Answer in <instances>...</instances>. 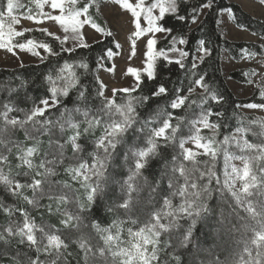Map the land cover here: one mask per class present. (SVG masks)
<instances>
[{
  "label": "snow or ice",
  "instance_id": "snow-or-ice-1",
  "mask_svg": "<svg viewBox=\"0 0 264 264\" xmlns=\"http://www.w3.org/2000/svg\"><path fill=\"white\" fill-rule=\"evenodd\" d=\"M259 2L264 5V0ZM78 3L79 0H29L22 18L41 25L36 31L52 37L58 42V48L44 40H16L33 31L29 28L17 31L14 27L20 22L14 12L24 7L20 0H6L4 10H0V48L13 55H16L14 49H19L37 57L41 64L54 61L58 66L55 75L45 76L48 94L33 101L31 107H20L14 100L0 102V165L8 164V154L15 148L16 159L20 161L15 167L27 169L12 176L11 169L6 173L0 167V186L34 208L43 207L40 200L45 198L56 201L55 211L63 217L62 229L50 232L36 225L26 210L16 209L23 217L22 223L10 220L0 230V242L9 246L15 238L17 244L26 247L28 251L23 258L20 252L14 256L16 264H71L73 244L79 250L77 264L81 260L83 264H264V120L249 122L258 125V131L241 125L223 139H217L225 113L213 105L222 107L224 97L207 82L206 73L197 72V57L186 66L184 61L190 52L177 45H187L188 40L171 36L172 29L165 26L166 14L185 21V15L180 14L185 0H154L147 5L146 0H136V3L115 0L132 17L131 54L136 55V42L141 37L146 39V52L143 73L135 68L127 70L135 78V84L112 89L111 96L106 94L103 82L93 76L86 54L81 55L78 49L90 48L82 31L85 25L104 37L112 33L97 24L89 12L97 0H89L82 7H77ZM213 4L214 0H202L199 8H193L191 22L196 23L202 11L211 10ZM45 7L50 11H45ZM157 9L158 15H155ZM222 11L232 12L231 9ZM142 17L146 27L142 26ZM5 19L8 20L6 30ZM45 21L59 25L63 37L42 26ZM157 33L171 36L168 49L157 50ZM70 38L75 43L65 47ZM119 47L117 44L116 48ZM196 52L199 64L213 54L203 39ZM170 53H176V58ZM65 54L71 62L65 59ZM117 54L111 48L103 50L95 67H104V60H111ZM158 61L166 66L174 63L194 77L188 94H182L183 90L178 88L174 97H169L164 84L147 95L140 94L145 82L142 75L149 82L155 80ZM27 87L28 82L21 81L18 88L8 89L9 95ZM197 89L202 90L199 100L190 99ZM117 92L125 94L119 103ZM73 96L74 99H69ZM260 96L264 99V89L260 90ZM163 99L170 101L166 108L150 112L147 118L141 117L138 108L149 105L150 101L159 104ZM66 100L72 107H68ZM193 106L199 109L198 113L176 115L177 110L187 111ZM237 107L264 109V103ZM13 112L22 115L10 116ZM213 117L216 120H211ZM182 126L187 128V135H179ZM97 128L101 129L100 134L92 139V150L86 152V142L81 143V138L94 134ZM146 129L148 134L143 146L129 144L130 136L135 137ZM202 129L213 130V135H202ZM18 131H23L25 140L32 141V146L25 147L17 141ZM68 132L71 134L65 135ZM249 134L261 142H250L246 138ZM43 136L48 137L47 149L41 153ZM188 144L191 147H186ZM125 146L122 163L127 174L119 176L115 173L119 166L116 162L120 149ZM69 147L71 156L66 155ZM168 147L178 150L171 159H162L158 171L151 172L153 161L162 157ZM37 156L38 163L34 162ZM202 156L207 159H200ZM221 158L222 175L217 172ZM61 169L77 185L75 189L71 183L53 179ZM16 177L26 179L21 182ZM111 185H116L120 194L110 202L109 192L114 193ZM26 189L32 191V198L23 194ZM60 204L73 207L61 211ZM0 208L9 217L13 215V209L2 203ZM48 211L53 212L51 204ZM99 212L113 217L106 227L95 218ZM141 213L145 214L143 220ZM125 224L137 227L125 229ZM204 226L222 240L233 242L227 257L219 254L218 248L201 246L198 230ZM124 231L127 239L122 238Z\"/></svg>",
  "mask_w": 264,
  "mask_h": 264
},
{
  "label": "trees",
  "instance_id": "trees-1",
  "mask_svg": "<svg viewBox=\"0 0 264 264\" xmlns=\"http://www.w3.org/2000/svg\"><path fill=\"white\" fill-rule=\"evenodd\" d=\"M22 5L21 9L17 10L14 14L23 19L22 16L27 10V6L29 0H21ZM206 2V0H205ZM202 0H185V3L182 5L180 14L185 15V21H178L171 15H166V24L165 26L172 29L171 36L180 37L183 36L188 40V44L185 45V50L190 52L189 58L186 60V66L189 65L190 60L195 57L196 49L199 47V41L201 39L206 41V45L213 50V54L211 57H206L205 62L203 64L198 65L197 72L199 73L201 70L203 73H206L207 82L212 85L220 94L224 97V102L222 107L218 105H213L216 110L223 111L225 113L224 118L220 121L222 123V127L219 130V139H223V136L226 134H230L234 132V130L238 126L252 127L255 130H259L258 125H252L250 121H260L257 117L253 115H246L241 111V107H237V105H244L249 103H264L260 100H257L256 95H253L249 99H239L233 91L230 89L227 83V77L223 72L222 67V58L224 52H227L232 59L239 61L245 52H256L258 47L254 44L241 43V42H232L225 39L222 33L219 30V22L220 16L223 12V9H231L234 14V22L235 24L242 25V29H245L256 36H264V23L257 21L244 13L240 6L230 3L228 0H214L213 8L211 10L206 9V14L203 17L201 22H197L199 16L197 18V23L191 22V17L193 15V8H199ZM83 6V5H82ZM90 14L93 19L99 24L101 27L106 29L105 21L99 16L95 6L89 9ZM171 36L167 34L165 40L157 41L156 48L159 49H168L171 45ZM25 38H33L37 40H44L52 43L57 48L59 44L57 41H54L52 37L46 36L39 31L33 30L25 34V37H18L16 40L23 42ZM113 49L118 53V48H116V42L114 37L111 35L110 37H104L102 41L99 43H95L90 46L89 49H78V52L81 55H85L87 59L90 61V67L93 71V76L97 77V68L95 67L96 59L99 57L103 50ZM247 50V51H244ZM77 59L80 57L77 56ZM65 59L70 58L65 54ZM104 65L107 68H110L111 63L110 60L105 59ZM57 64L54 61H46L43 64L38 65H27L18 69L8 70V69H0V102L6 100H14L20 107H31L33 101H38L41 98H44L47 93V83L45 81V76L49 73L55 75ZM230 77L239 82H245V78L240 72H233ZM145 81L141 86L143 88V93L141 95H147L150 90L154 89L159 84H164L166 88L169 90V97H174L176 94V90L182 89V94H188L187 89L189 86H192L191 82L194 77L191 74L185 73V71L181 70L178 65L171 64L165 65L163 61H158L157 63V71H156V79L149 82L145 76L142 77ZM21 81H27L28 87L23 90H18L17 93H13L11 96L9 95L8 89L10 88H18ZM134 93L133 95H136ZM202 94V90L197 89L190 96V99L199 100ZM123 93L118 92L116 96L117 102H121L120 97H124ZM69 99H74L70 97ZM170 101L168 99H163L159 104H156L152 101L149 102V105L138 108V112L141 117L147 118V115L150 112H154L160 108H166ZM68 107H72V104L69 103L68 100L65 101ZM56 110L53 109V112ZM199 109L193 106L191 109H180L176 111V115H185L191 116L193 113H198ZM22 115L20 113H11L10 116H18ZM58 116L59 113L56 112ZM55 118V117H53ZM211 120H216L215 117L211 118ZM175 123V121H173ZM158 126V125H157ZM101 129L97 128L94 134H90L88 136H84L81 138V143H85L86 152L92 150V139L95 136L100 134ZM71 134L70 132L65 133V135ZM148 130L146 129L144 133H138L135 137H129L130 145H144L145 139L147 137ZM188 130L186 127L182 126L181 133L179 135H187ZM250 142L259 143L261 142L259 138L253 136L251 134L246 137ZM17 141L21 142L25 147L32 146L33 142L25 140L23 131H18L16 133ZM41 153L47 149V136L41 137ZM127 146L120 149V157L117 160V164L119 165L115 169V173L119 176H124L127 173L123 168V152L126 151ZM178 149H173L172 147H168L166 150L162 152V157L157 158V160L153 161V167L151 168V172H156L159 169L160 163L162 159L167 158L171 159V156L174 154V151ZM67 156H71L70 147L66 151ZM39 161L40 157L37 156ZM200 159H207L206 157H200ZM14 160V158H12ZM67 163V162H66ZM221 161L218 163L217 172L218 174H222ZM146 174H148L146 172ZM57 181L62 183L67 182L70 183V177L63 171V169L59 170V174L55 177ZM151 179V176H149ZM111 188L114 189L113 192H109L110 202L114 200L116 196H118L119 188L116 185H111ZM0 203H7L6 196L3 194L0 189ZM52 205L53 212L50 213L48 211V206ZM27 208V207H26ZM56 207L54 203H44L43 207H41V213L43 214L42 220H46L49 223H52L55 229L60 228V213L55 211ZM6 215L2 208H0V221L4 223ZM95 218L99 220L102 226H107L111 223L113 217L111 215L105 214L104 212H99V214L95 215ZM140 219H145V214H140ZM133 227L134 229L137 227L136 225L125 224L124 228ZM198 241L201 246L205 249L216 250L218 248L219 254L223 257H227L229 253L233 249V242L227 239L222 240L217 237L215 233H213L212 229L208 226H204L199 228L198 230ZM6 246L2 242H0V263L1 264H11V262H15L14 256L17 252H20L21 256L28 250L26 247H22L16 242H12L11 246ZM70 251L73 252V256L69 259L71 260V264H77L78 257L76 256V252H78V247H70ZM32 254V253H29ZM81 264H83L81 260Z\"/></svg>",
  "mask_w": 264,
  "mask_h": 264
},
{
  "label": "rangeland",
  "instance_id": "rangeland-1",
  "mask_svg": "<svg viewBox=\"0 0 264 264\" xmlns=\"http://www.w3.org/2000/svg\"><path fill=\"white\" fill-rule=\"evenodd\" d=\"M230 3H234L241 7L242 11L252 17L253 19L264 23V5L260 4L259 0H228ZM131 3H136V0H130ZM154 0H146V5L151 4ZM20 3L22 4L21 0ZM89 3V0H79L77 7H82ZM6 5V0H0V10H4ZM95 6L97 13L106 23V30L111 31L112 36L115 39L116 45L119 44L118 54L115 55L111 60V71H107V67L104 65L102 68L97 69V77L105 87V92L107 95L111 96L112 89H122L129 88L135 84V78L131 77L127 74L128 68H135L141 73H143L144 69V53L146 52V39L141 37L136 42V55L133 56L132 53V43L130 37L132 36V32L134 31V24L132 23L131 14L122 9L118 4L115 3V0H97V4ZM45 11H50L47 7H45ZM15 13V12H14ZM155 15H158V9L154 11ZM206 14V9L202 11V14L199 15L198 23L202 21L203 17ZM15 15V14H14ZM167 15V14H166ZM196 22V23H197ZM5 30L7 28L8 20H4ZM49 27V30L53 32L55 35H59L63 37V30L59 28V25H55L51 21H45L44 25ZM142 26L146 27V23L143 22L142 17ZM17 31H20L24 28H29L32 30H36L41 27V25H36L32 21L20 19L19 24L14 25ZM219 30L222 33L223 37L232 42H241L254 44L258 47L256 52H245L242 58L239 61H236L231 58V56L224 52L222 58V67L225 76L227 77V83L233 93L239 99H249L253 95H256L257 100L264 102V99H261L260 90L264 89V36H256L251 32L239 28L234 22V14L231 12H222L220 16L219 22ZM82 31L85 34L86 42L91 46L97 41H102L104 36L100 33H97L93 28L88 25H85ZM167 34L165 33H157L155 38L157 41L165 40ZM75 42L70 38L69 41L65 44V47L73 46ZM171 45V43H170ZM178 48H182L185 50V45H177ZM16 55L9 53L6 49L0 48V69H8L14 70L27 65H38L41 64L37 57H33L26 52H21L19 49H14ZM41 54L43 55V50ZM249 53H254V55L249 56ZM172 58H176V53L169 54ZM199 53L197 52L195 57H197V63L199 65L198 60ZM187 58L184 63H186ZM233 72H240L245 78V82H239L230 77ZM143 77V75H142ZM251 81V83L249 82ZM118 93V92H117ZM121 93V92H120ZM124 94V93H123ZM134 94V93H133ZM125 95V94H124ZM122 97H120L121 100ZM241 111L246 115H253L257 117L260 121L264 120V109H246L241 107ZM201 134L205 136L213 135V130L210 129H202ZM219 136H217V139ZM186 147H191V144L186 145ZM232 151H237L236 149H231ZM7 154V153H6ZM18 154L17 149H13V151L8 154L9 161L6 165H0L3 167L6 173L11 169V175L16 176V173L19 171L27 170L24 167L16 168V164L20 163L16 159ZM14 158V160H12ZM38 158H34V162H37ZM38 163V162H37ZM238 166L240 165L239 161H235ZM221 167H222V158H221ZM222 170V169H221ZM222 175V174H221ZM16 179L24 182L26 178L24 177H16ZM54 180L55 177H53ZM73 189L77 187L71 180ZM3 194L6 196L7 203L3 205L13 209V215L9 217L6 215L4 223L0 221V230L4 227L8 226L10 220H14L17 223H22L23 217L20 216L19 212L16 209H24L26 210L30 217L34 220L35 224L38 226H43L48 231H54L55 228L52 223L47 222L46 220H42L43 214L40 212L41 207L34 208L29 205L27 201L22 198L13 197L8 192L5 191L3 186H0ZM24 195H27L29 198H32L31 190H24ZM54 203L55 207H57L56 201H49L47 198L40 200V204L44 203ZM27 207V208H26ZM72 204H60L59 208L61 211L63 209L68 208L72 209ZM5 213V212H4ZM60 219L63 217L60 215ZM62 229V226L60 225ZM37 236H40V233H37ZM122 238L127 239L126 231L122 232ZM12 242H16L17 240L14 238ZM95 243V241H93ZM11 246V245H9ZM4 246V247H9ZM25 247L24 245H21ZM70 247H77V245L73 244ZM23 258V256H21ZM1 264V263H0ZM11 264H16V261L11 262Z\"/></svg>",
  "mask_w": 264,
  "mask_h": 264
}]
</instances>
